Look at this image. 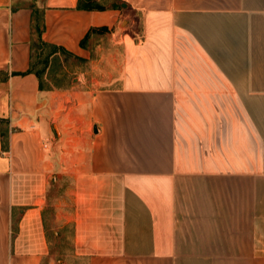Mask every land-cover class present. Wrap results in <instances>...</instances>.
I'll return each instance as SVG.
<instances>
[{"label":"crops","instance_id":"1","mask_svg":"<svg viewBox=\"0 0 264 264\" xmlns=\"http://www.w3.org/2000/svg\"><path fill=\"white\" fill-rule=\"evenodd\" d=\"M119 3L0 0V264L53 225L73 262L264 264V0ZM36 9L86 83L28 72Z\"/></svg>","mask_w":264,"mask_h":264},{"label":"rangeland","instance_id":"2","mask_svg":"<svg viewBox=\"0 0 264 264\" xmlns=\"http://www.w3.org/2000/svg\"><path fill=\"white\" fill-rule=\"evenodd\" d=\"M112 2L113 0H100V3L103 5H109V3L111 4ZM115 4H118L117 6L120 7V3L115 2ZM126 21L127 20L125 19L122 27L126 26ZM135 30H137V32L140 31L139 24H136ZM95 40L94 45L96 52L97 44L106 42L107 35H98ZM90 56L96 57V54H91ZM88 71V66L84 60L69 55L59 54L54 61L49 62L47 67L42 70V83L47 86H58L63 84H68L69 86L73 82H78V80L79 82L86 83L88 80L86 72ZM53 212V209L48 210L51 219H53ZM61 233H63V238ZM70 239V227L60 229V227H56L55 225L49 226L48 242L50 245V254L47 259L44 260V264H85L84 260L79 261L75 259V262H73L74 259L71 258L72 252Z\"/></svg>","mask_w":264,"mask_h":264},{"label":"trees","instance_id":"3","mask_svg":"<svg viewBox=\"0 0 264 264\" xmlns=\"http://www.w3.org/2000/svg\"><path fill=\"white\" fill-rule=\"evenodd\" d=\"M119 0H113V2L109 5H103L100 3V0H78L77 8L80 10L87 11H104L107 9H112L119 7ZM44 30V22L42 11L33 10L32 18H31V47L34 49L35 57L34 61L30 64L28 72L34 73L38 79H40V88L43 87V83L41 81L42 70L47 67L49 62L55 60L54 56L57 54L69 55L70 53L66 52L61 47L46 43L42 40L41 36ZM92 32H108L107 28L101 29H92L89 33ZM89 33L85 36V38L81 41V45L84 46L85 40L89 37Z\"/></svg>","mask_w":264,"mask_h":264},{"label":"water","instance_id":"4","mask_svg":"<svg viewBox=\"0 0 264 264\" xmlns=\"http://www.w3.org/2000/svg\"><path fill=\"white\" fill-rule=\"evenodd\" d=\"M124 6V5H123Z\"/></svg>","mask_w":264,"mask_h":264}]
</instances>
